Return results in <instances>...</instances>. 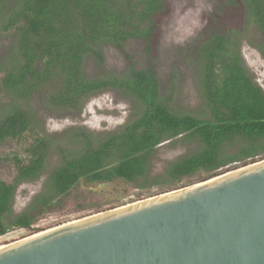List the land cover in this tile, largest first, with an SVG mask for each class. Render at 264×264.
Listing matches in <instances>:
<instances>
[{
	"label": "trees",
	"instance_id": "obj_1",
	"mask_svg": "<svg viewBox=\"0 0 264 264\" xmlns=\"http://www.w3.org/2000/svg\"><path fill=\"white\" fill-rule=\"evenodd\" d=\"M216 1L221 13L241 9L242 20L237 28L219 25L222 14L216 10L188 48L193 83L208 113L197 118L175 109L173 79L162 92L150 61L155 19L166 9L164 0H0V40L9 42L0 62V146L13 142L20 148L10 158L11 181L0 179V236L29 228L81 182L120 180L137 189L174 190L198 173L215 177L234 163L264 155V91L240 53L246 41L264 60V0ZM134 40L143 45L142 67L126 54L119 73H85L89 58L103 65L105 45L125 53V45ZM106 89L130 99L135 112L103 136L73 127L51 137L32 108L37 98L45 110L79 113L90 96ZM177 139L196 143L197 151L151 176L156 148ZM52 154L58 163L41 192L13 215L18 185L38 179Z\"/></svg>",
	"mask_w": 264,
	"mask_h": 264
},
{
	"label": "water",
	"instance_id": "obj_2",
	"mask_svg": "<svg viewBox=\"0 0 264 264\" xmlns=\"http://www.w3.org/2000/svg\"><path fill=\"white\" fill-rule=\"evenodd\" d=\"M0 264H264V160L3 246Z\"/></svg>",
	"mask_w": 264,
	"mask_h": 264
},
{
	"label": "rangeland",
	"instance_id": "obj_3",
	"mask_svg": "<svg viewBox=\"0 0 264 264\" xmlns=\"http://www.w3.org/2000/svg\"><path fill=\"white\" fill-rule=\"evenodd\" d=\"M166 9L155 19V34L153 35L150 51V61L160 82L162 92L168 90L173 79L175 92L173 106L181 113L197 118L208 116L199 92L193 83L194 68L187 58V51L193 41L204 33L205 27L216 15V10L222 9L216 0H164ZM218 18L219 25L239 27L242 20L241 9H225ZM9 42L0 40V62L7 51ZM104 63L96 65L90 58L85 61L84 71L90 76H100L105 72H121L126 66V54H130L137 66L145 64V53L142 43L130 41L125 45V53L111 45L102 48ZM241 57L248 73L264 91V60L260 53L246 41H242ZM0 96V105L4 102ZM33 111L42 121L46 133L51 137H58L66 130L81 127L95 135H105L118 129L134 117V105L130 99L123 97L118 91L106 89L90 96L79 113L74 111L56 112L41 107L38 99H33ZM235 149L229 148L230 151ZM197 151L194 142L177 139L164 142L158 146L150 164V175L161 174L169 163L176 159L190 155ZM20 148L13 142H5L0 146V179L11 181L14 168L10 158ZM264 160V155L253 160L234 163L225 168L221 174L234 171L241 167ZM58 159L52 154L40 177L34 181H25L18 185L13 202L12 214H20L30 204L31 200L42 190L43 183L49 172L57 165ZM220 174V175H221ZM209 175L198 173L182 181L176 186L179 190L206 181ZM168 187H152L137 189L132 184L123 181L111 183H85L76 185L69 193L60 198L59 203L51 207L48 212L38 216L29 228H13L0 236V247L20 241L63 224L92 216L111 209L147 200L167 192Z\"/></svg>",
	"mask_w": 264,
	"mask_h": 264
},
{
	"label": "bare ground",
	"instance_id": "obj_4",
	"mask_svg": "<svg viewBox=\"0 0 264 264\" xmlns=\"http://www.w3.org/2000/svg\"><path fill=\"white\" fill-rule=\"evenodd\" d=\"M1 248V247H0Z\"/></svg>",
	"mask_w": 264,
	"mask_h": 264
}]
</instances>
